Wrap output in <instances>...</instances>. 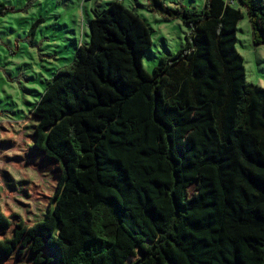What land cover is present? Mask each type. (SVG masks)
<instances>
[{"label": "trees", "instance_id": "trees-1", "mask_svg": "<svg viewBox=\"0 0 264 264\" xmlns=\"http://www.w3.org/2000/svg\"><path fill=\"white\" fill-rule=\"evenodd\" d=\"M237 3L264 46L262 0H152L191 28L152 74L146 20L122 0L93 11L90 43L32 110L54 205L34 227L0 210V264H264V88L247 81Z\"/></svg>", "mask_w": 264, "mask_h": 264}, {"label": "rangeland", "instance_id": "rangeland-1", "mask_svg": "<svg viewBox=\"0 0 264 264\" xmlns=\"http://www.w3.org/2000/svg\"><path fill=\"white\" fill-rule=\"evenodd\" d=\"M113 1L0 0L13 10L0 15V210L5 216L17 215L34 227L53 207L59 176L56 164L31 155L37 125L32 110L54 74L72 63L80 45L90 43L93 11ZM122 1L152 29L153 45L143 59L149 73L161 57L187 46L191 28L179 19H166L150 5L152 0ZM161 1L173 9H203L207 0ZM237 6L245 13L237 29V49L245 59L247 81L264 88V46L254 43L246 9ZM30 229L35 234L37 227ZM18 263L14 259L9 264Z\"/></svg>", "mask_w": 264, "mask_h": 264}, {"label": "built area", "instance_id": "built-area-1", "mask_svg": "<svg viewBox=\"0 0 264 264\" xmlns=\"http://www.w3.org/2000/svg\"><path fill=\"white\" fill-rule=\"evenodd\" d=\"M230 4L234 3V0H227Z\"/></svg>", "mask_w": 264, "mask_h": 264}]
</instances>
